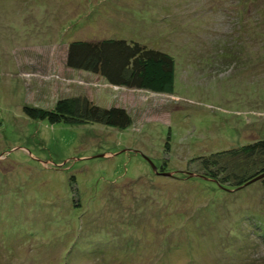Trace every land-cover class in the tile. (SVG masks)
<instances>
[{"label": "rangeland", "instance_id": "rangeland-1", "mask_svg": "<svg viewBox=\"0 0 264 264\" xmlns=\"http://www.w3.org/2000/svg\"><path fill=\"white\" fill-rule=\"evenodd\" d=\"M241 3L0 0V264H264L263 181L222 191L190 165L264 139V28L235 23ZM104 39L172 54L175 85L119 88L68 67L71 42ZM76 96L133 123L23 111Z\"/></svg>", "mask_w": 264, "mask_h": 264}, {"label": "trees", "instance_id": "trees-1", "mask_svg": "<svg viewBox=\"0 0 264 264\" xmlns=\"http://www.w3.org/2000/svg\"><path fill=\"white\" fill-rule=\"evenodd\" d=\"M241 1L238 13L233 10L232 6L229 7L227 11L231 13L229 16L233 17L238 25L243 19V14L250 15L254 20L258 16L257 24L263 29L264 3L259 6V15L253 14L252 16L249 11L256 0ZM234 2L225 1L228 5H234ZM258 36L263 38L260 33ZM66 63L71 69L100 77L106 84L114 87L165 93L168 88L171 89L175 85L176 60L174 56L135 41L75 40L67 47ZM23 111L30 119L48 122L50 125L98 124L127 129L133 123L131 113L126 108L117 105L103 107L87 96L58 99L48 108L27 105ZM190 165L196 168L191 174L215 188L222 191L242 190L253 180L264 175V139L223 149L220 152L202 154L193 159ZM167 177L174 178L175 176ZM44 181L43 179L41 182ZM261 181L264 184V179ZM250 260H254L256 264L260 263L256 257Z\"/></svg>", "mask_w": 264, "mask_h": 264}, {"label": "water", "instance_id": "water-1", "mask_svg": "<svg viewBox=\"0 0 264 264\" xmlns=\"http://www.w3.org/2000/svg\"><path fill=\"white\" fill-rule=\"evenodd\" d=\"M153 168H154V170H155V166H153ZM168 176H171L170 174H167ZM262 179H264V175H262V176H260V177H258V178H256L255 180H253L251 183H249L248 185H250V184H254L255 182H257V181H260V180H262ZM247 185V186H248Z\"/></svg>", "mask_w": 264, "mask_h": 264}]
</instances>
